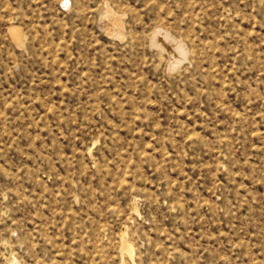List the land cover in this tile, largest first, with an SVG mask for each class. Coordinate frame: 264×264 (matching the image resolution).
<instances>
[{
    "label": "rangeland",
    "instance_id": "1",
    "mask_svg": "<svg viewBox=\"0 0 264 264\" xmlns=\"http://www.w3.org/2000/svg\"><path fill=\"white\" fill-rule=\"evenodd\" d=\"M0 264H264V0H0Z\"/></svg>",
    "mask_w": 264,
    "mask_h": 264
},
{
    "label": "bare ground",
    "instance_id": "2",
    "mask_svg": "<svg viewBox=\"0 0 264 264\" xmlns=\"http://www.w3.org/2000/svg\"><path fill=\"white\" fill-rule=\"evenodd\" d=\"M176 47H178V46H176Z\"/></svg>",
    "mask_w": 264,
    "mask_h": 264
},
{
    "label": "clouds",
    "instance_id": "3",
    "mask_svg": "<svg viewBox=\"0 0 264 264\" xmlns=\"http://www.w3.org/2000/svg\"><path fill=\"white\" fill-rule=\"evenodd\" d=\"M175 70V69H174Z\"/></svg>",
    "mask_w": 264,
    "mask_h": 264
}]
</instances>
